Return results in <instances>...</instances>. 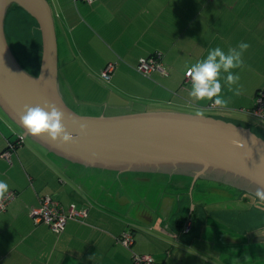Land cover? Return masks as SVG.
<instances>
[{"label":"crops","instance_id":"1","mask_svg":"<svg viewBox=\"0 0 264 264\" xmlns=\"http://www.w3.org/2000/svg\"><path fill=\"white\" fill-rule=\"evenodd\" d=\"M48 2L57 12L54 16L51 7L61 92L79 115L163 110L206 115L204 110L226 116L237 111L245 119L214 117L264 138L260 123L240 114L254 107L257 91L264 89V0ZM87 34L92 44L86 43ZM241 41L249 47L243 64L232 69L239 73L232 85L238 92L222 79L228 103L208 110L210 99L189 95L191 77L184 74L185 68L206 56L209 48L227 51ZM93 42L103 54L92 52ZM152 54L161 56L165 74L144 76L136 70L139 60ZM110 62L116 67L104 81L101 72ZM13 129L0 109V179L9 185L0 199L14 193L0 211V264H132L135 253L151 255L160 264H238L245 237L264 243L261 233L256 235L259 225L246 230V223L238 225L237 188L224 190V184L187 176L130 175L73 165L32 141H19ZM223 194L222 202L205 201V195ZM46 195L65 208L75 204L85 215L69 219L61 232H54L32 215ZM186 218L193 227L182 234ZM125 232L133 233L129 248L119 242ZM255 262L251 257L244 264Z\"/></svg>","mask_w":264,"mask_h":264},{"label":"water","instance_id":"2","mask_svg":"<svg viewBox=\"0 0 264 264\" xmlns=\"http://www.w3.org/2000/svg\"><path fill=\"white\" fill-rule=\"evenodd\" d=\"M17 6L37 23L41 61L36 74L16 58L5 32ZM55 104L73 141L33 134L20 121L25 105ZM0 109L29 138L53 155L87 168L205 179L256 196L264 187V138L222 118L181 111L82 116L65 101L59 82L58 44L48 0H0ZM80 124L86 126L80 131ZM257 197V196H256Z\"/></svg>","mask_w":264,"mask_h":264},{"label":"clouds","instance_id":"3","mask_svg":"<svg viewBox=\"0 0 264 264\" xmlns=\"http://www.w3.org/2000/svg\"><path fill=\"white\" fill-rule=\"evenodd\" d=\"M248 47L247 42L241 41L236 47H229L227 51L220 46L209 48L206 56L185 68L184 74L191 77L189 95L196 99H210L218 106L226 105L228 100L222 94V79L229 88L238 92V87L232 88V85L239 81V73L233 72L232 69L243 64V52ZM63 115L55 104H26L20 121L33 134L46 133L53 141L70 143L73 141V134L67 131L62 123ZM79 127L81 132L86 128L84 124ZM8 188L7 181L0 179V195L7 192ZM255 195L260 201H264V187L257 188Z\"/></svg>","mask_w":264,"mask_h":264},{"label":"rangeland","instance_id":"4","mask_svg":"<svg viewBox=\"0 0 264 264\" xmlns=\"http://www.w3.org/2000/svg\"><path fill=\"white\" fill-rule=\"evenodd\" d=\"M51 4V3H50ZM51 7H53V11H54V16L57 13L54 5L51 4ZM57 15V14H56ZM57 24V23H56ZM37 26L34 22V20L27 15L25 12H23L22 10L16 8V7H11L6 15V19H5V32H6V36L8 39V42L10 44V47L12 49V51L14 52L16 58L18 59V61L21 63V65L27 69L28 71H30L31 73H34L37 71L38 69V59H39V55H40V34L38 32V30L36 29ZM70 37V34H69ZM89 41V36L87 34V42L86 43H90ZM92 44V43H90ZM93 49L92 52H94L95 50H97L99 53L103 54V50L102 47H99L95 44V42H93ZM62 45L60 44V49ZM91 46H89L90 48ZM89 52V51H88ZM79 59H81L79 57ZM164 107V106H162ZM170 107V106H168ZM137 109V108H136ZM81 110V109H80ZM201 112L205 113L206 115H212V116H223L226 119H236L238 121V118H242L238 116V112L237 111H230L228 112V114L225 116L226 112L223 114H219L217 112H213V111H204L202 110ZM241 114V113H240ZM247 118H251L253 120H255L256 122L260 123V127L261 130H263L264 132V122H262L261 120L255 119L251 116H247ZM245 119V118H242ZM11 122V121H10ZM12 126L15 128L14 133H16L19 136H21V129L16 126L13 122H11ZM14 138H17V136H14ZM24 142L26 141L27 143H30L31 140L29 138H24L23 140ZM32 144V143H31ZM33 145V144H32ZM34 146H38V145H34ZM40 148V147H38ZM41 149V148H40ZM140 186V185H139ZM143 186V185H141ZM225 188L224 190H226L227 185H224ZM229 187V186H228ZM233 188L231 187V190ZM235 190V189H233ZM240 195H244L245 193H243L242 191L238 192ZM243 193V194H242ZM197 196V195H196ZM245 196H248L251 200L248 199V202L250 203V201H253V203H256V199L254 200L255 197L249 195L246 193ZM251 196V197H250ZM225 200V196L223 194V196H219L217 197L216 195H205V201L207 202H222ZM231 200L230 198H227L226 201ZM243 202L245 201H240V199H238V203L236 204L237 209H238V225L243 226L242 230H246V229H250L253 227H257V225L262 226L264 224V211L261 210L259 207L257 206H250L249 204H247L246 202L243 204ZM264 202V201H262ZM227 204V202H226ZM220 207V204L218 205ZM264 206V204L262 205ZM216 215V214H215ZM216 217V216H214ZM223 218V216H222ZM226 219V218H225ZM248 221V222H247ZM258 229V227H257ZM239 235V232H238ZM255 237L253 236H247L244 238L245 242L240 243V255L238 256V260H240V262H238V264H244L245 260L250 259L251 257L256 258V262L257 264H264V243L263 242H259L258 240H254ZM257 248L261 249V252L258 250ZM256 253V257L253 256Z\"/></svg>","mask_w":264,"mask_h":264},{"label":"built area","instance_id":"5","mask_svg":"<svg viewBox=\"0 0 264 264\" xmlns=\"http://www.w3.org/2000/svg\"><path fill=\"white\" fill-rule=\"evenodd\" d=\"M91 2L92 0H86ZM116 64L113 62L108 63L104 70L101 72V78L104 81H109L112 73L114 72ZM136 70L144 76H149L153 71H159L166 73L161 56L156 54L151 57L141 58L136 66ZM256 102L252 109H241L240 113L247 116H251L255 119L264 121V89L255 97ZM206 109L213 110L218 109V105L210 103ZM23 137L19 136V140L23 141ZM14 147L10 145L9 148ZM9 151L5 152L6 156L9 155ZM14 193H8L0 199V211H3L8 205ZM33 218L38 223H46L54 232H61L69 219L78 218L85 215L84 212L79 211L75 204H71L68 208L62 206L58 201L54 200L51 196L46 195L41 198V204L38 208L32 212ZM193 222L191 218H186L182 223L181 233L188 234L192 230ZM119 242L126 248H129L134 243V237L132 232L123 233ZM132 264H160L148 254H133Z\"/></svg>","mask_w":264,"mask_h":264},{"label":"trees","instance_id":"6","mask_svg":"<svg viewBox=\"0 0 264 264\" xmlns=\"http://www.w3.org/2000/svg\"><path fill=\"white\" fill-rule=\"evenodd\" d=\"M14 7H16V8H18V9H20V10H22L21 8H19V7H17V6H14ZM23 11V10H22ZM24 12V11H23ZM26 13V12H25ZM28 15V14H27ZM31 17V16H30ZM32 18V17H31ZM33 19V18H32ZM34 20V19H33ZM34 22H35V24H36V26H37V30H38V32H39V34H40V31H39V29H38V25H37V23H36V21L34 20ZM39 38H40V57H39V59H38V69H37V71L35 72V74L38 72V70H39V66H40V61H41V50H42V45H41V35L39 36ZM154 55H156V54H152V55H150V56H148V57H151V56H154ZM262 89H260V90H258L257 91V93H256V96L259 94V92L261 91ZM255 96V97H256ZM212 103V102H211ZM210 104V103H209ZM208 104V105H209ZM242 114V113H241ZM243 115H245V114H243ZM262 122H264V121H262ZM22 131V130H21ZM259 135V134H258ZM20 141V140H19ZM18 143H20V142H17V143H14V147H15V145H18ZM60 159H62V158H60ZM63 161H65V162H68V161H66V160H64V159H62ZM68 163H70V162H68ZM70 164H73V165H77L78 166V164H74V163H70ZM79 166H81V165H79ZM128 174H130V175H148V174H152V175H158L157 173L156 174H154V173H133V172H129ZM162 175V174H161ZM163 176H169V175H166V174H163ZM172 177H186V176H181V175H172ZM188 177V176H187ZM188 178H190V177H188ZM191 179V178H190ZM244 192V191H243ZM246 193V192H245ZM248 194V193H247ZM250 195V194H249ZM251 196H253V195H251ZM253 197H255V199L256 200H258V201H260L256 196H253ZM260 202H262V201H260ZM264 203V202H263ZM184 221V220H183Z\"/></svg>","mask_w":264,"mask_h":264},{"label":"flooded vegetation","instance_id":"7","mask_svg":"<svg viewBox=\"0 0 264 264\" xmlns=\"http://www.w3.org/2000/svg\"><path fill=\"white\" fill-rule=\"evenodd\" d=\"M239 191H241V190H239L238 189V192ZM243 192V191H242ZM243 193H245V192H243ZM242 193V194H243ZM246 195V193L244 194V195H240L239 193H238V199H240V201H245L247 204H249L250 206H257V207H259L261 210H263V208H264V206H262L264 203L263 202H260V201H256V203L254 204L253 203V201H250V203L248 202V199L249 200H251L248 196H245ZM251 197V196H250ZM254 200H255V198H254ZM245 202H243V204L245 203ZM257 231H258V233L256 234V235H258L259 233H261V234H259L258 236L259 237H264V226H260L258 229H257ZM256 235H254V236H256Z\"/></svg>","mask_w":264,"mask_h":264}]
</instances>
